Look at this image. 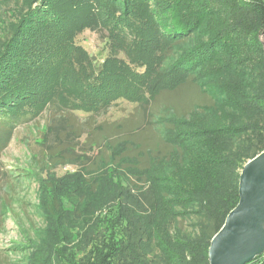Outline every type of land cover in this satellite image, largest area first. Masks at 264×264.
<instances>
[{
	"label": "trees",
	"instance_id": "16d2710c",
	"mask_svg": "<svg viewBox=\"0 0 264 264\" xmlns=\"http://www.w3.org/2000/svg\"><path fill=\"white\" fill-rule=\"evenodd\" d=\"M215 1L25 0L26 9L18 12L17 21L8 26L0 43V152L7 148L19 124L39 118L50 108L55 117L44 134L48 145L44 143L42 165L78 164L96 170L101 160L106 163L109 157H102L101 149L122 145L127 149L121 159H136L144 170L151 167V159L159 158L157 145L167 147L161 157L173 153L192 159L184 177L197 193L205 195L204 199H213L202 235L195 241L196 245L204 240L206 245L198 259L192 257L187 263L180 257L173 264H209L210 241L238 202L236 169L242 167V160H250L264 150V99L259 100L256 95L247 99L228 97L222 106L223 117L208 119L211 123L207 127H191L173 135L169 131L166 138L157 130L159 138L141 136L146 129L151 133L150 128L153 130L158 121L155 123L148 112L153 104L157 111L155 99L162 92L176 94L188 85L209 100L207 104L192 106L183 115L174 114L173 120L213 108L215 96L203 81L210 66L221 62L222 56L224 63L229 61L238 67L242 62L238 56L250 51L261 63L259 67L264 66V49L259 41L264 37V0H220L219 6L214 5ZM214 18L221 23L220 28L214 27L204 36L207 40L202 37L193 44L194 37L202 31V23ZM85 30L106 33L107 55L100 62L75 43ZM189 44L193 45L188 47ZM222 67L215 68L214 74ZM253 67L252 60L250 68ZM119 100L141 108L132 115L134 119L143 115L141 123L131 125L134 120L128 117L109 124L105 132V124L73 121L75 112L98 115ZM171 104L176 110L177 105ZM161 117L172 130L173 120ZM186 144L191 154L181 149ZM133 145L137 153L146 157L144 164L136 154L128 153ZM95 148L100 151L92 159L89 153ZM0 175L1 196V182L7 179V171ZM140 197L142 213L156 207V198ZM115 211L119 214L121 209ZM3 218L0 201V231ZM111 221L108 234L91 240L81 259L76 260L78 264H134V257L127 259L125 255H130L127 251H132L137 238L123 239L128 231L133 232L129 219L122 215ZM2 252L0 264H12ZM247 264H264V253Z\"/></svg>",
	"mask_w": 264,
	"mask_h": 264
},
{
	"label": "rangeland",
	"instance_id": "374dc122",
	"mask_svg": "<svg viewBox=\"0 0 264 264\" xmlns=\"http://www.w3.org/2000/svg\"><path fill=\"white\" fill-rule=\"evenodd\" d=\"M24 1L0 0V43L6 36L8 26L17 21L18 12L26 9ZM220 3V0H216L214 5L219 6ZM227 23L228 19L224 24ZM220 26L217 18L205 20L193 44L202 37L207 40L204 36ZM105 36L104 30H85L76 37L75 43L95 62H100L107 55ZM259 41L264 49V37H260ZM118 56L125 59L123 54ZM222 57L221 62L210 66L203 81L207 90L215 96L213 108L195 112L187 119L173 120L174 114L183 115L192 106L207 104L209 100L199 96L197 90L188 85L176 94L162 92L155 99L157 111L153 104L148 112L155 123L158 120L154 129L150 128L152 134L146 129L141 136L146 139L150 135L159 138L157 130L166 138L169 131L173 135L188 131L191 127H207L211 123H208V119L216 121L223 117L225 111L222 106L231 96L247 99L256 95L259 100L264 99V66L259 67L261 63H257V58L246 51L238 56L243 64L236 67L229 61L224 63L226 59ZM249 59L253 60V69L250 68ZM262 59L264 62V55ZM220 65L223 67L214 74L215 68ZM170 102L177 105L176 110ZM135 110L140 111L141 108L119 100L98 115L75 112L76 120L73 121L77 124H105L106 132L109 124L128 117L134 120L129 123L131 125L141 123L143 115L135 119L132 117ZM161 116L173 120L170 121L172 130L168 129ZM53 117L49 108L39 118L19 124L7 148L0 152V173L7 171L8 175L7 179H2L0 196L4 214L0 250H3L4 258L12 264H78L76 260L81 259L80 255L85 253L88 243L106 236L111 220H118L122 215L127 216L129 229L133 230L132 233L128 231L123 239L137 238L132 251H127L130 255H125L127 259L134 257V264H173L180 257L189 263L192 257L198 259L203 254L206 242L201 240L203 245H195V241L202 235L207 216L211 213L209 203L213 199H204L205 195L197 193L184 177L192 159L173 153L161 157L167 147L163 146L162 149L157 145L159 158L151 159V167L144 170L136 159H121V154L127 149L126 145H122L101 151L93 149L89 153L92 159L98 157L99 151L102 157H110L106 163L102 159L96 170L78 164L45 166L41 163L48 145L44 134ZM180 147L183 152L186 149L191 154L189 145ZM175 149L178 150L177 144ZM129 151L132 155L136 154L143 164L147 160L143 153H137L135 145ZM247 161L246 158L240 162L242 167ZM242 167L236 169L239 175ZM141 195H149L153 200L156 198V207L142 213ZM118 207L121 209L119 214L115 211Z\"/></svg>",
	"mask_w": 264,
	"mask_h": 264
},
{
	"label": "water",
	"instance_id": "95a60500",
	"mask_svg": "<svg viewBox=\"0 0 264 264\" xmlns=\"http://www.w3.org/2000/svg\"><path fill=\"white\" fill-rule=\"evenodd\" d=\"M264 253V150L239 175L238 202L212 237L209 264H247Z\"/></svg>",
	"mask_w": 264,
	"mask_h": 264
}]
</instances>
